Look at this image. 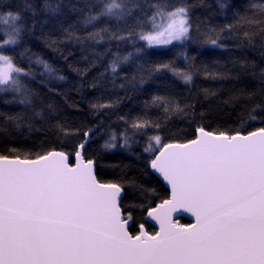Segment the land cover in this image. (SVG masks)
Instances as JSON below:
<instances>
[{
  "label": "snow or ice",
  "instance_id": "obj_1",
  "mask_svg": "<svg viewBox=\"0 0 264 264\" xmlns=\"http://www.w3.org/2000/svg\"><path fill=\"white\" fill-rule=\"evenodd\" d=\"M0 104V264H264V0H0Z\"/></svg>",
  "mask_w": 264,
  "mask_h": 264
},
{
  "label": "trees",
  "instance_id": "obj_2",
  "mask_svg": "<svg viewBox=\"0 0 264 264\" xmlns=\"http://www.w3.org/2000/svg\"><path fill=\"white\" fill-rule=\"evenodd\" d=\"M203 2L205 4H207V5H211V6L214 7L216 0H203ZM202 11H204V9H202V8L201 9H197V14H200ZM214 22L215 23H221V22H223V18L222 17H217V18H215ZM141 43H143V42H141ZM38 44H39V42H36V44L32 45L33 51L41 52V54L44 55L46 59H49L50 61L56 63L58 66H64V61L62 59H60V57L58 56L57 53L52 52L50 49L44 48L43 45L37 46ZM195 48H196V46L193 45V46L188 48V51L190 53H193ZM131 50H132V48L130 46L125 48V49H121V51L123 53H125V54H126L127 51H131ZM178 50H179V46H177L175 51L171 50V46H169L168 48L152 49V50H149V51L153 52V53L159 52V53H161V56H160L161 59L170 60V59H173L176 56V52ZM215 53H216V57L221 59L222 61L226 59V55L221 54V50L217 49V50H215ZM208 58L211 59V57H208ZM198 59H199V57H198ZM177 64L182 67L183 66V61L180 60V59H177ZM65 71L67 72L68 70L65 69ZM72 75L74 76L75 74H72ZM167 79L172 80L173 82H175L180 89L184 88V85H182L179 81H175L174 78L171 77V74H168ZM200 83L203 86H205V87L218 86L213 81H205L203 79H201ZM147 98H148L147 96L133 97V99L131 101L126 102V105H127V107H133V105L137 104L140 99H147ZM0 108H5V106L0 104ZM122 108H124L126 110L125 106H122ZM12 110H15V108H12ZM70 111H71V109H70ZM113 119H115V117H113ZM34 135H42V134L35 133ZM124 155L125 154H123V153L116 154V158H114L111 162L115 163L117 158L123 157ZM124 162L128 163V160L125 159ZM105 178H111V175L106 176ZM185 222H187V219H182L181 220V223H185Z\"/></svg>",
  "mask_w": 264,
  "mask_h": 264
},
{
  "label": "water",
  "instance_id": "obj_3",
  "mask_svg": "<svg viewBox=\"0 0 264 264\" xmlns=\"http://www.w3.org/2000/svg\"><path fill=\"white\" fill-rule=\"evenodd\" d=\"M184 219H188L187 214H185V218Z\"/></svg>",
  "mask_w": 264,
  "mask_h": 264
}]
</instances>
